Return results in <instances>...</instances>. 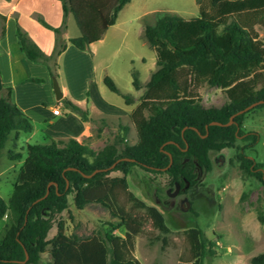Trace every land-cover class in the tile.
I'll return each mask as SVG.
<instances>
[{
    "label": "trees",
    "instance_id": "16d2710c",
    "mask_svg": "<svg viewBox=\"0 0 264 264\" xmlns=\"http://www.w3.org/2000/svg\"><path fill=\"white\" fill-rule=\"evenodd\" d=\"M60 1L63 28L72 13L81 31L68 41L87 50L103 38L130 0ZM197 2V16L185 18L159 10L154 21L144 25L143 36L156 52L157 68L146 83L140 72L132 69L133 87L144 89L130 114L137 130L135 143L126 141L129 127L121 124L114 141L98 151L74 137L27 144V156L10 198L0 197V220L8 217L0 236V264H39L46 251L51 255L46 264H141L134 255L135 239L146 223L151 222L159 231L157 238L164 242L171 230L163 212L130 189L128 175L135 166L165 174L175 186L176 182L181 187L192 186L198 169H212L211 151L237 147L242 168L264 184V163L249 154L260 135L243 129L246 115L264 108V40L257 29V25L264 26V0ZM55 30L61 33L62 27ZM17 39L27 58L44 63L51 76H59L58 58L67 47L65 39H59L49 59L33 48L19 29ZM103 81L126 103L134 102L132 93L122 92L111 76L105 75ZM206 84L225 90L227 99L222 105L203 103L200 88ZM65 101L82 120L90 119L88 108ZM235 113L231 124H211L227 123ZM33 127L31 117L13 101L12 88H4L0 93V154L12 133L18 140L21 131ZM9 157L20 159L22 152L10 149ZM113 171L121 175L113 176ZM70 194L78 209L99 203L117 221L110 222V229L90 236L68 234L65 220L58 215L68 208ZM55 223L57 231L49 237ZM119 227H124V234L115 233ZM184 234L185 260L204 264L207 253H214L212 241L199 226L185 229ZM251 261L264 264V253Z\"/></svg>",
    "mask_w": 264,
    "mask_h": 264
},
{
    "label": "rangeland",
    "instance_id": "374dc122",
    "mask_svg": "<svg viewBox=\"0 0 264 264\" xmlns=\"http://www.w3.org/2000/svg\"><path fill=\"white\" fill-rule=\"evenodd\" d=\"M163 10L185 18L199 14L197 0H130L120 10L116 24L108 30L105 39L97 43L94 56L95 73L86 62L69 56L67 60V79L75 88H80L83 76L93 75L92 96L98 110H92L94 117L92 135L84 142L92 143L95 150L114 141L121 130L120 125L129 127L126 141L133 144L137 140V130L131 118V111L140 100L144 89L132 85V69L140 72V79L146 83L156 70V52L143 36L145 23L154 21L156 11ZM74 22V16L71 15ZM72 21V22H73ZM77 23V22H76ZM261 39L264 40V26L257 25ZM75 30H79L76 25ZM71 34L75 35L71 28ZM89 50V48L87 49ZM80 67V70L75 65ZM80 64V65H79ZM63 67V66H62ZM109 75L124 93H132L134 102L126 103L122 95L113 92L104 83L103 77ZM53 77V76H52ZM53 83V82H52ZM203 103L207 106L222 105L227 94L217 86L204 85L200 88ZM90 94V92H89ZM112 102L118 111L111 115L98 113L100 97ZM65 109L63 116L70 114L63 102H56ZM104 119V121H102ZM99 127L101 131H99ZM243 129L259 133V142L249 154L257 162L264 163V108L250 112L243 122ZM43 125L35 124L32 132L22 131L18 140L14 133L0 154V197L8 200L16 183L18 172L27 156V143L50 142ZM22 152V158L10 159L9 150ZM237 147H227L211 151L212 169H198L197 181L192 186L180 187L175 196L168 194L176 188L174 182L165 174H154L135 166L128 175L132 191L148 204L157 206L164 214L170 228L166 242L157 238L159 231L147 222L144 231L136 236L134 255L141 264H192L186 261L187 241L184 230L199 226L212 241L214 253L205 256L204 264H253L252 257L264 253V184L254 176L248 175L238 158ZM111 175H121L113 171ZM190 204L181 208L184 197ZM172 201H174L172 203ZM66 223V232L81 237L110 229V222H116L107 208L99 203H91L78 209L69 195V206L58 218ZM8 217L0 220V236L4 233ZM57 231V224L51 228L49 237ZM124 234V227L114 230ZM51 259L49 251L42 254L39 264Z\"/></svg>",
    "mask_w": 264,
    "mask_h": 264
},
{
    "label": "crops",
    "instance_id": "0c3cea01",
    "mask_svg": "<svg viewBox=\"0 0 264 264\" xmlns=\"http://www.w3.org/2000/svg\"><path fill=\"white\" fill-rule=\"evenodd\" d=\"M71 15L73 14L69 13L67 16L66 25L63 28V7L60 0H0V93L6 87L12 88L13 101L33 121L34 127L29 133L34 130L36 123H40L49 139L74 137L79 141H84L91 137L95 126V119L90 113L93 109H99L95 106L97 102L94 101L91 90L96 66L94 56L97 52V43L105 39L108 30L116 22L107 29L102 39L89 46V50H81L68 41L81 33L80 29L75 30L77 23L73 21ZM42 20L51 27H48ZM3 26L5 27L4 35H2ZM56 27H62V32H57ZM71 28L73 32H76L74 33L76 36L70 33ZM18 29L26 37L28 43L46 59L54 54L59 39L63 38L67 41L66 49L58 58L59 76L57 78L63 92L62 99L58 100L55 96L52 76L47 65L27 58L21 51L17 39ZM69 56L86 62L94 72L89 77L81 78L80 88H75L70 83L66 71V76H64ZM74 65L80 70L78 65ZM35 78L43 81H37ZM87 91L90 92L89 100H87ZM66 99L82 108H88L90 119L82 120L77 112L67 107ZM57 101L63 102L64 108H67L70 114L63 116L65 109L62 108L60 114H54L53 109L56 106L61 107L56 104ZM99 103L101 109L98 113L111 115L114 111H118L117 106H113L115 104L102 96ZM21 133L22 131L20 135ZM90 146L93 147L92 143Z\"/></svg>",
    "mask_w": 264,
    "mask_h": 264
},
{
    "label": "water",
    "instance_id": "95a60500",
    "mask_svg": "<svg viewBox=\"0 0 264 264\" xmlns=\"http://www.w3.org/2000/svg\"><path fill=\"white\" fill-rule=\"evenodd\" d=\"M52 82H53V89H54V92H55V96H56V98H57L58 100L62 99V97H63V92H62L61 87H60V85H59L58 78H57L56 76H53V77H52ZM259 102H263V100H261V101H259ZM256 104H257V102H256V103H253V104H251V105H249L248 107H246V108H244V109H242V110H240V111H238L237 113H242V112L248 110L249 108H251L252 106H254V105H256ZM237 113L233 114V115L231 116L230 120H229L227 123H222V122H220V121H212L211 124H218V125H222V124H227V125H228V124H231V123L234 122V117H235V115H236ZM196 130L198 131V129H196ZM198 132H199V131H198ZM170 157H171V162H172L173 159H172V155H171V154H170ZM180 187H181L180 183H179V182H176V188L174 189L173 192H171L170 190H168V194H170L171 196H175V195L178 193V191L180 190ZM48 192H49V189L47 190V193H48ZM186 202H187V206H188V205L190 204V201H189L188 198H186ZM182 209L185 210L186 207L183 206ZM27 257H28V255H27Z\"/></svg>",
    "mask_w": 264,
    "mask_h": 264
},
{
    "label": "built area",
    "instance_id": "2783aa9c",
    "mask_svg": "<svg viewBox=\"0 0 264 264\" xmlns=\"http://www.w3.org/2000/svg\"><path fill=\"white\" fill-rule=\"evenodd\" d=\"M53 112H54V114H60V113H61V107H60V106H56V107L53 109Z\"/></svg>",
    "mask_w": 264,
    "mask_h": 264
},
{
    "label": "flooded vegetation",
    "instance_id": "af4514ba",
    "mask_svg": "<svg viewBox=\"0 0 264 264\" xmlns=\"http://www.w3.org/2000/svg\"><path fill=\"white\" fill-rule=\"evenodd\" d=\"M186 198H188V197H184L183 199H182V202H181V208L184 206V207H186L185 206V204H187V202H186ZM189 199V198H188ZM174 201H172V203H173Z\"/></svg>",
    "mask_w": 264,
    "mask_h": 264
}]
</instances>
